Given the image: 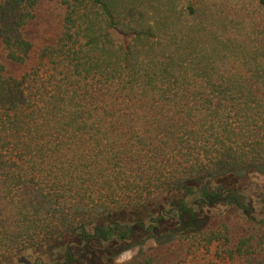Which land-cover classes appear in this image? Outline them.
<instances>
[{"label":"trees","instance_id":"trees-1","mask_svg":"<svg viewBox=\"0 0 264 264\" xmlns=\"http://www.w3.org/2000/svg\"><path fill=\"white\" fill-rule=\"evenodd\" d=\"M250 169L264 0H0V264L102 256L122 216L173 238L91 264H264Z\"/></svg>","mask_w":264,"mask_h":264},{"label":"rangeland","instance_id":"rangeland-1","mask_svg":"<svg viewBox=\"0 0 264 264\" xmlns=\"http://www.w3.org/2000/svg\"><path fill=\"white\" fill-rule=\"evenodd\" d=\"M235 180H237V183L240 187H243L244 193L247 196L249 194L248 189L252 191L251 187L261 192L264 191V169H259V170L250 169L246 172V174L236 178ZM254 184H257L258 187H254L255 186ZM163 201L165 202V206L168 207L169 204L168 202H166L168 201V199L166 198ZM241 202L244 205L246 199H242ZM231 208L232 206L229 204L218 202L213 208L208 209L206 207L205 209H206V215H208V218H210L211 216H214L221 212L226 213L230 211ZM238 212L244 216H247L246 214H248V212L246 213L243 212L242 209L239 210ZM261 215L264 216V213H262ZM202 217L204 216L202 215ZM203 219H205V217ZM128 220L129 219L127 217L122 216L120 218V221L122 222V224H124V226H122L121 229L122 233L121 235H117V233H115V235L112 236L114 243L109 245L110 248L108 249L109 251H106L105 254H103L102 256L94 255L88 258L87 260L80 259L77 261V264H91V263L100 262V259L102 260V258L105 255H107L109 259L110 257H112L115 261L122 262L138 254L147 252L151 247L165 246L173 238V236L170 233H167L164 230L160 232L155 230L153 234L150 235L148 233H143L139 231L138 228H136V230H134L136 236H134V238L131 239V236L134 235V233L131 228V223L128 222ZM206 221H208V219ZM204 223L205 221L202 223V225H204ZM122 239L126 240V242ZM210 257H212V254H206L205 252H200V254H198L197 257L190 259V264H203ZM109 259L106 258L102 260V262L103 261L107 262L109 261Z\"/></svg>","mask_w":264,"mask_h":264}]
</instances>
